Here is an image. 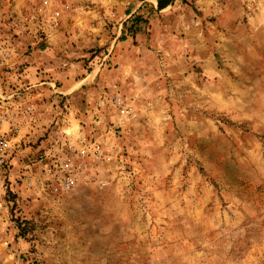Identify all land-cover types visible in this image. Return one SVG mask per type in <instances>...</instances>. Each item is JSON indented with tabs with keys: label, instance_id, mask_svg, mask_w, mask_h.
I'll return each mask as SVG.
<instances>
[{
	"label": "rangeland",
	"instance_id": "374dc122",
	"mask_svg": "<svg viewBox=\"0 0 264 264\" xmlns=\"http://www.w3.org/2000/svg\"><path fill=\"white\" fill-rule=\"evenodd\" d=\"M0 108V264H264V0H0Z\"/></svg>",
	"mask_w": 264,
	"mask_h": 264
},
{
	"label": "built area",
	"instance_id": "2783aa9c",
	"mask_svg": "<svg viewBox=\"0 0 264 264\" xmlns=\"http://www.w3.org/2000/svg\"><path fill=\"white\" fill-rule=\"evenodd\" d=\"M9 122L10 116L5 110L0 108V176L9 165L10 158L14 152V142L10 137L9 130L5 128ZM59 167L62 169L64 165H59ZM70 178L71 176H68L65 179L66 186L71 183Z\"/></svg>",
	"mask_w": 264,
	"mask_h": 264
},
{
	"label": "trees",
	"instance_id": "16d2710c",
	"mask_svg": "<svg viewBox=\"0 0 264 264\" xmlns=\"http://www.w3.org/2000/svg\"><path fill=\"white\" fill-rule=\"evenodd\" d=\"M173 0H156V5L159 9H163L168 4H170Z\"/></svg>",
	"mask_w": 264,
	"mask_h": 264
}]
</instances>
